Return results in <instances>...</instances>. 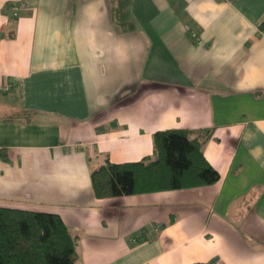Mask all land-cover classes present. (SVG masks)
Instances as JSON below:
<instances>
[{"label":"crops","instance_id":"crops-1","mask_svg":"<svg viewBox=\"0 0 264 264\" xmlns=\"http://www.w3.org/2000/svg\"><path fill=\"white\" fill-rule=\"evenodd\" d=\"M127 11L0 0V206L58 214L79 264H264V0ZM173 128L212 129L217 181L94 195L92 169Z\"/></svg>","mask_w":264,"mask_h":264},{"label":"trees","instance_id":"trees-1","mask_svg":"<svg viewBox=\"0 0 264 264\" xmlns=\"http://www.w3.org/2000/svg\"><path fill=\"white\" fill-rule=\"evenodd\" d=\"M129 0H110V15L122 27L130 22ZM211 128L165 129L153 133L151 156L137 161L108 158L90 172L96 197L127 195L210 184L220 177L202 145ZM77 238L51 212L0 206V264H79Z\"/></svg>","mask_w":264,"mask_h":264},{"label":"built area","instance_id":"built-area-1","mask_svg":"<svg viewBox=\"0 0 264 264\" xmlns=\"http://www.w3.org/2000/svg\"><path fill=\"white\" fill-rule=\"evenodd\" d=\"M13 14L15 15V14H16V12L14 11V12H13Z\"/></svg>","mask_w":264,"mask_h":264}]
</instances>
